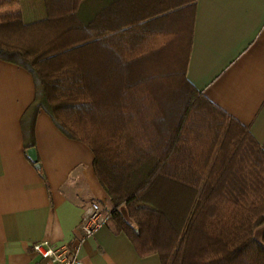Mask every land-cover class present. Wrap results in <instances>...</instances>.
<instances>
[{"label": "trees", "instance_id": "16d2710c", "mask_svg": "<svg viewBox=\"0 0 264 264\" xmlns=\"http://www.w3.org/2000/svg\"><path fill=\"white\" fill-rule=\"evenodd\" d=\"M194 1L0 0L19 6L0 12V60L34 82L25 147L39 111L87 145L140 255L264 264V144L185 78L178 14Z\"/></svg>", "mask_w": 264, "mask_h": 264}, {"label": "crops", "instance_id": "0c3cea01", "mask_svg": "<svg viewBox=\"0 0 264 264\" xmlns=\"http://www.w3.org/2000/svg\"><path fill=\"white\" fill-rule=\"evenodd\" d=\"M10 7L19 9L0 12ZM178 16L187 81L264 144V0H195ZM33 98L30 73L0 60V264H36L37 240L70 246L84 209L107 197L90 148L44 111L34 121L35 163L28 157L22 119ZM79 256L82 264H161L156 253L140 255L110 219L81 243Z\"/></svg>", "mask_w": 264, "mask_h": 264}, {"label": "built area", "instance_id": "2783aa9c", "mask_svg": "<svg viewBox=\"0 0 264 264\" xmlns=\"http://www.w3.org/2000/svg\"><path fill=\"white\" fill-rule=\"evenodd\" d=\"M109 219V213L103 214L98 202H91L83 211L78 229L80 235L68 246L41 239L31 244L32 251L38 256L36 264H82L79 256L81 243L103 226Z\"/></svg>", "mask_w": 264, "mask_h": 264}, {"label": "rangeland", "instance_id": "374dc122", "mask_svg": "<svg viewBox=\"0 0 264 264\" xmlns=\"http://www.w3.org/2000/svg\"><path fill=\"white\" fill-rule=\"evenodd\" d=\"M11 9V7L9 8V10ZM180 56H182V53L180 54ZM98 204L100 205V209H101V212L103 213V214H105V212L107 211V212H109L110 211V204H109V201H108V199H107V197L106 196H104V197H102V198H98ZM109 220V219H108ZM110 222H112L111 220H110ZM264 227H262V228H260L259 230H258V232H257V236L259 237V235H260V232L262 231V229H263Z\"/></svg>", "mask_w": 264, "mask_h": 264}, {"label": "water", "instance_id": "95a60500", "mask_svg": "<svg viewBox=\"0 0 264 264\" xmlns=\"http://www.w3.org/2000/svg\"><path fill=\"white\" fill-rule=\"evenodd\" d=\"M27 155H28V157H30L33 161H36V153H35V150H34V148H29L28 150H27Z\"/></svg>", "mask_w": 264, "mask_h": 264}]
</instances>
